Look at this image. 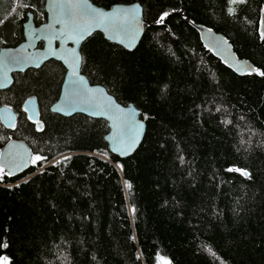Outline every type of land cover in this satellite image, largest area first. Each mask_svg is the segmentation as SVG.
I'll use <instances>...</instances> for the list:
<instances>
[{
  "label": "trees",
  "instance_id": "obj_1",
  "mask_svg": "<svg viewBox=\"0 0 264 264\" xmlns=\"http://www.w3.org/2000/svg\"><path fill=\"white\" fill-rule=\"evenodd\" d=\"M45 1L0 0V49L24 40L29 13L47 19ZM92 1L143 6L135 50L95 33L81 53L91 84L142 111L146 136L122 159L106 120L50 111L62 63L15 74L0 91L17 115L13 128L0 118V151L21 139L33 161L16 176L0 167V262L264 264V0ZM193 24L225 35L256 71L235 73ZM31 97L37 121L24 109Z\"/></svg>",
  "mask_w": 264,
  "mask_h": 264
},
{
  "label": "water",
  "instance_id": "obj_2",
  "mask_svg": "<svg viewBox=\"0 0 264 264\" xmlns=\"http://www.w3.org/2000/svg\"><path fill=\"white\" fill-rule=\"evenodd\" d=\"M45 11L47 19L40 24L35 22L32 13L28 14L21 43L0 49V91L13 85L15 74L39 69L51 60L58 61L64 65L66 73L59 97L50 111L67 117L84 114L106 120L110 129L106 135L110 152L122 159L132 156L147 132L142 111L133 103L118 102L104 86L91 84L82 73L81 48L92 35L102 33L107 40L129 51L135 50L145 33L142 4L119 3L107 9L92 0H46ZM193 26L204 45L235 73L245 75L256 71L251 61L239 58L225 35L203 25ZM24 109L32 121L39 120L35 97L26 101ZM0 118L8 128L16 125L17 115L7 105L0 107ZM32 161L33 151L21 139L13 138L1 148L0 167L10 176L28 170Z\"/></svg>",
  "mask_w": 264,
  "mask_h": 264
},
{
  "label": "snow or ice",
  "instance_id": "obj_3",
  "mask_svg": "<svg viewBox=\"0 0 264 264\" xmlns=\"http://www.w3.org/2000/svg\"><path fill=\"white\" fill-rule=\"evenodd\" d=\"M237 2V0H233V3ZM240 2H243V0H240ZM74 7H79V5H74ZM95 15H102L100 13H93ZM170 15V13L168 12H165L163 13L160 18L158 19L157 23H162L164 21V19ZM260 75H264V73H258ZM37 160L41 159V157H36ZM229 171H237V172H240L241 175L243 176H246V177H249L251 176V174L249 172H247V170H242V169H238V168H232V169H228ZM0 171H2V169H0ZM129 187H131V185H128ZM6 246V245H5ZM0 264H3V262H0ZM165 264H167V262H165Z\"/></svg>",
  "mask_w": 264,
  "mask_h": 264
}]
</instances>
